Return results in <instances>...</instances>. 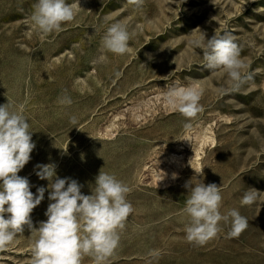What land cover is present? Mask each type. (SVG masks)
Wrapping results in <instances>:
<instances>
[{
  "label": "rangeland",
  "instance_id": "374dc122",
  "mask_svg": "<svg viewBox=\"0 0 264 264\" xmlns=\"http://www.w3.org/2000/svg\"><path fill=\"white\" fill-rule=\"evenodd\" d=\"M67 2L75 20L41 38L30 20L36 0H0V105L25 106L36 145L18 175L34 194L49 184L36 175L39 164L54 163L57 177L77 180L85 195L101 169L126 183L134 210L107 264H264V0H144L140 8L127 0ZM118 21L135 33L122 56L101 47ZM197 28L206 39L235 36L247 83L235 90L204 67L202 50L188 42L202 34L189 36ZM192 83L204 89L203 111L189 121L162 95L167 86ZM65 95L71 105L58 102ZM202 168V176L195 173ZM189 181L221 186V213L237 209L248 228L228 238L223 226L203 246L187 242ZM249 188L258 199L241 205ZM48 195L31 213L34 227L47 219ZM36 238L25 226L0 250V264H30Z\"/></svg>",
  "mask_w": 264,
  "mask_h": 264
},
{
  "label": "clouds",
  "instance_id": "9594fccd",
  "mask_svg": "<svg viewBox=\"0 0 264 264\" xmlns=\"http://www.w3.org/2000/svg\"><path fill=\"white\" fill-rule=\"evenodd\" d=\"M127 2L140 8L144 0ZM76 14L75 5L67 0H36L30 20L41 38H46L62 32L63 25L73 22ZM197 30L200 29H194L189 36ZM201 33L190 39L189 44L202 50L206 69L224 74L229 85L238 90L251 76L247 73L248 65L241 57V47L235 36L231 32H215L206 39L205 33ZM134 36L125 22H114L101 38V47L106 52L122 56L129 51V41ZM120 75L122 73L117 71L116 76ZM203 94L204 89L195 83L173 85L165 88L162 100L167 107L190 121L203 111L199 103ZM58 102L71 105L72 99L65 95ZM24 111L23 104L14 107L10 100L0 105V250L7 248L27 226L31 233L37 235L31 247L30 264H82L85 257H91L93 264H107L108 258L119 247L120 233L134 210L127 199L131 188L101 169L91 194L85 195L77 180L58 178L56 165L48 163L36 166V175L49 181L48 188L38 187L34 194L30 190L29 179L18 175L30 161L36 147ZM70 123L77 124L75 116L71 117ZM191 127V123L184 124L185 129ZM195 173L202 176L203 168L195 170ZM163 178L162 173L160 180ZM185 187L188 195L182 214L188 217L184 229L187 242L203 246L216 238L223 231V226L229 227L228 238H238L248 228V219L237 209L221 213V186L203 182L193 186L189 181ZM45 191H49L51 203L45 212L46 221L39 222L37 228L33 226L31 213L44 199ZM259 193L249 188L241 199V205L256 203ZM148 255L157 257L159 253L150 251Z\"/></svg>",
  "mask_w": 264,
  "mask_h": 264
},
{
  "label": "bare ground",
  "instance_id": "6f19581e",
  "mask_svg": "<svg viewBox=\"0 0 264 264\" xmlns=\"http://www.w3.org/2000/svg\"><path fill=\"white\" fill-rule=\"evenodd\" d=\"M111 127V126H110ZM109 128V127H108ZM111 132V131H110ZM187 141V140H186ZM204 142V141H203ZM200 147V146H199Z\"/></svg>",
  "mask_w": 264,
  "mask_h": 264
}]
</instances>
